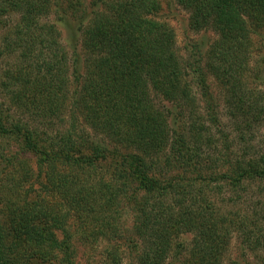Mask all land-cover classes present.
<instances>
[{
  "label": "trees",
  "instance_id": "16d2710c",
  "mask_svg": "<svg viewBox=\"0 0 264 264\" xmlns=\"http://www.w3.org/2000/svg\"><path fill=\"white\" fill-rule=\"evenodd\" d=\"M175 2L217 35L204 67L179 63L158 0H0L18 16L1 42L13 63L0 77V264H77L79 244L106 246L109 264L122 248L134 264H224L233 238L264 249V152H244L264 127V57L252 59L264 0ZM53 10L72 13L82 52L59 42ZM209 74L239 156L222 131L216 151Z\"/></svg>",
  "mask_w": 264,
  "mask_h": 264
},
{
  "label": "rangeland",
  "instance_id": "374dc122",
  "mask_svg": "<svg viewBox=\"0 0 264 264\" xmlns=\"http://www.w3.org/2000/svg\"><path fill=\"white\" fill-rule=\"evenodd\" d=\"M160 3V11L158 13L159 19L161 21H164L167 23L173 31V40H174V47L176 50V56L178 58L179 63L184 66H189L194 64V60H200L202 59L201 65L204 67L206 65L207 61V53L209 52V47L212 45L213 42L217 40V35L214 33V31L210 29L206 30H200L195 31L192 26L189 23V14L186 10H184L182 7H180L175 0H158ZM66 9V7H65ZM66 21L59 20V17L57 13H55V10L52 11V13L49 15L48 19L55 23L57 26L59 32H60V41L61 44L65 47L66 51H68L69 54H72L73 50H78V52H82L81 48V38L80 33L78 31V27L76 25V22L71 17V12L66 13ZM17 15L13 14H7V15H0V77L1 73L8 67V64L13 63V59L8 57L7 55L3 54L2 50V38L6 34V25H12L17 20ZM261 34L263 32H260ZM252 41L254 43L253 47V57L252 59L254 61H259L261 57H264V37L262 35H255L252 37ZM204 70H206L204 68ZM207 72V70H206ZM190 75L186 77V83L190 86L191 89V96L199 97V91L197 88L192 86V81L190 80ZM208 77V83L211 87V90L215 97L218 100L219 104V115L222 122V127L219 128L218 131L212 130V134L214 135L217 145L216 151L222 152L224 149V146L221 145L220 138H223L224 135H229V145H231L232 149L229 150L230 153H234L235 156H239L242 152L241 146L238 143V140L236 138L237 134L233 129V124L228 118L226 117L227 109H225V105L223 103V91L220 90L218 84L216 83L215 79L212 77L211 74L207 75ZM0 90V103H6L7 99L5 98V95L1 94ZM196 106L200 107L199 103L195 101ZM67 108H69L70 105L66 103ZM173 112L175 108H172ZM187 114V112H186ZM66 124H63L62 126L64 128H67L69 126V123H71V119L68 117V114L66 113V117L64 119ZM81 119L77 118V124L82 129L83 132L89 135H93L92 131L85 125L81 123ZM60 126V124L58 125ZM57 128V127H56ZM58 129V128H57ZM220 131L224 132V135L220 134ZM253 140L252 142L247 146L249 149L244 150V152L248 153L249 155H254L256 153H263L264 152V127L258 128L256 130H253ZM55 135V134H54ZM4 143V142H0ZM251 147V149H250ZM217 170L215 169L214 172ZM248 186L253 185V183L248 184L245 183ZM223 192L225 191L222 190ZM226 192V191H225ZM242 195V198L238 202V208H243V204L247 202L246 199H244L245 194L240 193ZM249 196V195H248ZM248 196H245L248 197ZM215 198V197H214ZM213 200V199H212ZM216 202V199H214ZM218 207L220 206L223 212H226L227 210H231V205L229 204V197L224 194L218 197ZM242 202V203H241ZM131 221L128 217L127 220V226L126 230L131 231ZM119 258L121 260L122 264H134V260L129 257L128 254H126V251L124 248L119 250ZM107 248L103 244H101L98 248L88 249L86 246H83L81 244L77 245V256H76V262L77 264H109L108 258H107ZM264 258V249H259L255 251H250L246 249L243 246H240V244L233 238L231 240L229 246L227 247V253L224 257V264H231L232 262L235 264H262L259 259ZM52 264H58L57 260L52 261ZM167 262H170V257L167 258V260L163 264H167ZM32 264H42L41 262L33 261Z\"/></svg>",
  "mask_w": 264,
  "mask_h": 264
}]
</instances>
